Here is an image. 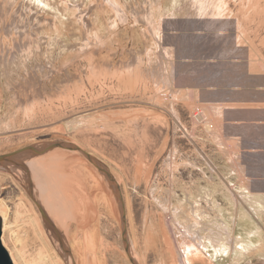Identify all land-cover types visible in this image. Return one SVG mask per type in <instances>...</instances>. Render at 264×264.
I'll list each match as a JSON object with an SVG mask.
<instances>
[{
  "label": "rangeland",
  "instance_id": "1",
  "mask_svg": "<svg viewBox=\"0 0 264 264\" xmlns=\"http://www.w3.org/2000/svg\"><path fill=\"white\" fill-rule=\"evenodd\" d=\"M50 1L57 28L42 19L54 16L39 9L45 7L40 0H0V51L11 54L20 38L30 42L18 35L22 27L42 37L40 49L16 55L19 65L6 67L0 60V153L66 140L102 160L120 185L137 264H264V145L249 146V152L226 148L230 136L222 110L215 108L201 131L206 140L198 130L187 137L175 123L173 118L188 119L199 102L194 89L189 98V89H181L193 78L173 75V64L182 66L174 36L183 27L167 18L209 20L210 34L219 29L213 21L231 18L255 77L250 81L259 84L264 0H145L146 6L143 0H117L126 19L107 0ZM192 27L184 28L187 36L205 30ZM170 86L176 101L161 95ZM253 99L249 139L264 144V89H255ZM26 165L33 197L24 172L23 178L16 173L20 182L0 170V197L9 205L11 224L2 241L13 263L38 262L36 215L41 229L47 228L34 198L59 226L74 263L132 264L123 247L118 200L83 154L58 148ZM192 243L200 253L193 249L189 261L181 251L186 254Z\"/></svg>",
  "mask_w": 264,
  "mask_h": 264
},
{
  "label": "crops",
  "instance_id": "2",
  "mask_svg": "<svg viewBox=\"0 0 264 264\" xmlns=\"http://www.w3.org/2000/svg\"><path fill=\"white\" fill-rule=\"evenodd\" d=\"M144 1L141 4L146 6ZM150 12L154 13L151 8ZM167 18L174 20V24L183 27L180 29L179 34L181 35L174 36L175 45L180 47L181 56L178 57V61H181L182 66L181 69L177 70L178 68L175 69L173 64V75L176 77L187 74L193 78L191 82L184 83L187 85L181 87L183 90L189 89L185 93V97L189 98L192 95L190 89H194L199 105L210 110L214 108L222 110L221 118L223 124H226L224 131H226L227 136H230L229 138L238 140L236 147L241 148L242 152H249V146L258 145L262 147L263 142L259 143L255 139H249V116H253L254 111L257 109L253 105L257 103L253 99L254 90L264 89V76L262 77V83L254 84L250 81L251 78L254 80L255 77L249 72L247 52L240 53L243 48L237 43L235 21L232 26L230 25L231 22L227 21L231 19L229 17L218 23L213 21V24L216 27L218 26L219 29H216V33L210 34L209 31L213 29L208 27L209 20L203 22L196 18L186 20L176 17ZM197 25L203 27L206 33L203 30L189 32V36L185 34L191 30L189 27L193 28L192 26ZM185 27L189 30L184 29ZM172 30L174 34L176 29ZM230 32L232 34L230 38L224 36L230 34ZM217 37H222V40H218ZM175 61L176 59L173 58V62ZM176 89L180 88L177 87ZM243 166L245 167L243 169L249 172V165Z\"/></svg>",
  "mask_w": 264,
  "mask_h": 264
},
{
  "label": "water",
  "instance_id": "3",
  "mask_svg": "<svg viewBox=\"0 0 264 264\" xmlns=\"http://www.w3.org/2000/svg\"><path fill=\"white\" fill-rule=\"evenodd\" d=\"M58 148L80 152L81 154L84 155V157L89 162H91L97 168V170L100 173H102L105 176L109 187L111 188L114 196L118 200L121 222H122L121 236L123 240V247L125 251L127 252V255L131 263L137 264V262L132 257L130 247H129V242L127 239L126 214H125V207H124L120 185L117 182L114 175L109 170L108 166L102 160H100L93 154L89 153L88 151L82 149L79 145L71 141L53 140V141H47V142H42L38 144H28V145L19 147L17 149H14L12 151L0 153V170L12 174L20 182H21V179L16 174V170L19 169L20 171L24 172L27 178L28 192L30 196L33 197V182L31 180L30 170H29V167L26 165V161L31 159L32 157H35L40 154H44L48 151H51L53 149H58ZM33 200L38 206V209L41 213L43 222L47 230H50L51 232H53V234L55 235V237L57 238L59 242L61 249H63L64 252H66L65 254L70 255V251L69 249L65 248V243L63 239L60 237L61 235L57 227L54 225L53 221L51 220L47 212L44 210L43 206L34 198ZM2 225H3V222L0 216V264H14L9 251L4 246L3 241H2V232H3ZM73 264H76V263L73 262Z\"/></svg>",
  "mask_w": 264,
  "mask_h": 264
},
{
  "label": "bare ground",
  "instance_id": "4",
  "mask_svg": "<svg viewBox=\"0 0 264 264\" xmlns=\"http://www.w3.org/2000/svg\"><path fill=\"white\" fill-rule=\"evenodd\" d=\"M40 2L45 6V7H41L40 6V8L39 9H41V10H43V12H50V11H48L49 10V8H48V5L49 4H51V1L50 0H40ZM107 2L112 6V7H114V9L117 11V13L116 14H118V16L121 18V19H126V12L123 10V8H121V5L118 3V1L117 0H107ZM8 3H9V0H8ZM31 3V2H30ZM29 3V4H30ZM158 2H156V4H157ZM200 5V4H199ZM190 6V8H191V5H189ZM198 6V5H197ZM196 6V7H197ZM202 6H203V4H202ZM38 7V6H37ZM219 7V6H218ZM191 10V9H190ZM137 11V10H136ZM41 12V11H40ZM79 12V11H78ZM195 12V11H194ZM18 13V12H17ZM203 13V12H202ZM36 14V13H35ZM51 14H53V16H54V18H42V19H45V20H47V21H49L50 23H52V25L53 24H55V28H57V24H56V22H55V20H57V14L54 12V11H51ZM135 14H136V12H135ZM206 14H207V12H206ZM22 15V14H21ZM33 15V14H32ZM79 15V14H78ZM41 16V15H40ZM39 16V17H40ZM196 16V15H195ZM220 18V17H219ZM32 19V18H31ZM41 20V19H40ZM126 21V20H125ZM85 22V21H84ZM87 22V21H86ZM89 24V23H88ZM27 25V24H26ZM33 25H35V24H33ZM38 27H39V25H38ZM16 28L18 29V27L16 26ZM37 28V27H36ZM22 30H20L19 32H18V35H20V37H22V36H24V38H25V35H26V37H29L30 38V42H25L24 40H21V38H20V40H19V43L16 45L15 44V47H14V50H13V52L10 54V50L8 51V52H5V51H0V58H2V59H0L1 61H3V63L5 64L6 63V67H11V66H16V65H19V62H20V58H19V56H16V55H18L19 54V52H20V55H25V56H27V55H30V53H32V52H34L35 50H38V49H40V42H41V39H42V37L39 35V34H37L38 33V30H37V32H35V31H31V32H33L34 34H32L31 32H30V30L28 31V30H26V29H24L23 30V27L21 28ZM87 29V28H86ZM33 30V29H32ZM87 31H88V29H87ZM86 32V31H85ZM88 34V33H87ZM94 34H95V32H94ZM38 35H39V37H38ZM43 36V35H42ZM102 37V36H101ZM45 38H47V37H45ZM47 41H49V40H47ZM85 42V41H84ZM53 44V43H52ZM86 44V43H85ZM50 45H51V43H50ZM84 45V44H83ZM48 46H49V42H48ZM52 46V45H51ZM73 46V45H72ZM87 46V45H86ZM85 46V47H86ZM50 47V46H49ZM71 47V46H70ZM51 48V47H50ZM47 49H49L48 47H47ZM92 50V49H91ZM24 56V57H25ZM28 57V56H27ZM127 62V61H126ZM50 63V62H49ZM136 63H137V61H136ZM66 64V62L64 63V65ZM91 66V65H90ZM44 67H46V66H43V68ZM93 67V66H92ZM54 68L55 67H53V65L51 66L50 65V69L53 71L54 70ZM42 70V69H41ZM54 71H56V69L54 70ZM31 81H33V80H31ZM40 82V81H39ZM28 86V85H27ZM12 88V87H11ZM82 148V147H81ZM83 149V148H82ZM4 173V172H3ZM16 173H18V174H20L21 175V177L23 178L24 177V175H23V172L22 171H20L19 169H17L16 170ZM5 174L7 175V177H12L13 178V175L12 174H10V173H7V172H5ZM11 178V180L13 181V179ZM21 178V181H24L23 179ZM15 181V180H14ZM13 181V182H14ZM40 193V192H39ZM43 208H44V210L46 211L47 210V208L45 207V206H43ZM48 211H49V209H48ZM47 212V211H46ZM49 213H50V211H49ZM48 215H50V214H48ZM0 216H1V218H2V222H3V230H6L10 225H8V222H9V205L7 204V202H6V200L4 199V198H1L0 197ZM52 216V215H51ZM51 218V217H50ZM36 221H38V223L36 222V225L37 224H39V228H40V238H41V241H42V245L40 246V248H39V251H38V262H37V264H62L61 263V261H60V257H59V251H60V253H61V250H63V249H61V247H60V245H59V242H58V240H57V238L54 240V238H53V236H52V234H53V232H51L50 230H43V229H41V223H40V220L38 219V215H36V219H35ZM51 220L53 221V223H54V225L57 227V229H58V231H59V233H60V230H59V226L57 225V223L55 222V220H54V218H51ZM45 227V226H44ZM38 228V227H37ZM11 231V230H10ZM46 231V232H45ZM12 233V232H11ZM39 233V232H38ZM14 236V235H13ZM13 238V237H12ZM51 240V242H52V244L49 242V239ZM184 239V238H183ZM57 240V241H56ZM63 241H64V239H63ZM186 242V241H185ZM15 243H17L16 241H15ZM190 243V242H189ZM195 243V242H194ZM193 244V243H192ZM60 247V248H59ZM187 248H188V250H186L187 251V253L185 254H183V252L181 251V256L184 258L185 257V255L186 256H188V258H189V261H190V259H193V258H190V257H192V253L194 252V251H192L193 249H195V251L196 250H198V252H197V254L198 253H200V251H199V249H198V247L196 248L195 247V245L193 244V245H187L186 246ZM21 249V248H20ZM56 250H58V252L56 251ZM185 251V249H184V252H186ZM63 252H64V250H63ZM196 252H195V254H196ZM66 252H64L63 254H65ZM194 254V255H195ZM66 256V255H65ZM178 256V255H177ZM199 256V255H198ZM11 257H13V255L11 256ZM132 257H133V255H132ZM134 258V257H133ZM182 258V259H183ZM195 258H196V256H195ZM13 259H14V257H13ZM186 259V258H185ZM36 260V259H35ZM64 260H65V263L66 264H73V261H72V259H71V257L70 256H68V254H67V257H64ZM135 260V259H134ZM188 260V259H187ZM136 261V260H135ZM185 261V260H184ZM64 263V262H63ZM14 264H16V263H14Z\"/></svg>",
  "mask_w": 264,
  "mask_h": 264
},
{
  "label": "built area",
  "instance_id": "5",
  "mask_svg": "<svg viewBox=\"0 0 264 264\" xmlns=\"http://www.w3.org/2000/svg\"><path fill=\"white\" fill-rule=\"evenodd\" d=\"M176 92L175 90L172 89V87L170 86V88H167L166 90H163L161 95L164 96V98H170L173 97L172 99L174 101L176 96H175ZM210 112L209 109H207L206 107L202 106V105H197L195 106L192 110L188 111L187 113V118L185 119V121H183L181 118L177 117V118H173L175 120V123H177V125H180V127H182L181 129H183V133L191 138V134L189 133L191 130L194 131L196 133V130H198V134H201V139L206 140L205 138H203L204 133H202L201 131H203L202 129L204 128L205 124H207L209 118H210ZM238 144V140L235 138H227L224 141V146L226 148H235Z\"/></svg>",
  "mask_w": 264,
  "mask_h": 264
}]
</instances>
